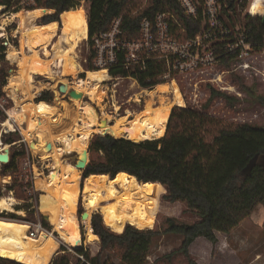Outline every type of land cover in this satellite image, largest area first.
Listing matches in <instances>:
<instances>
[{"label": "trees", "instance_id": "1", "mask_svg": "<svg viewBox=\"0 0 264 264\" xmlns=\"http://www.w3.org/2000/svg\"><path fill=\"white\" fill-rule=\"evenodd\" d=\"M27 1L0 0V6L6 7L4 14L18 13L26 8L23 5ZM33 1V6H29L28 9H44L52 12L41 19L43 26L58 24L61 17L62 22L59 24L63 28L67 12L79 6L77 0ZM88 1L90 4L87 15L89 53L87 62L83 65L85 71H89V76L85 79L88 81L99 83L111 77L133 78L142 89L150 91L168 82L162 79L167 72L166 64L157 60L146 49L137 53L139 63H132L127 68L126 53L120 52L117 53L115 63L106 67L109 73L107 70H101L102 68L97 64L98 53L94 41L102 33L110 31L116 20H120L122 36L119 38L126 42L139 41L143 21L147 19L154 24L159 13H171L175 16L186 30L185 37L193 36L200 29V23L185 15L178 0H151L148 8L136 14L128 11L131 0ZM259 12L261 11L256 13ZM36 27L38 26L32 28ZM245 28L248 35L261 45L264 35L262 19L247 16ZM3 43L4 41L0 42V62L4 61L7 50ZM51 51L58 53L62 50L60 46H53ZM22 52L25 85L32 75H42L46 73L44 71L57 65L49 61L45 63L33 60L30 63V59L24 55V50ZM72 61L75 72L78 73L80 66L76 58H72ZM6 75L4 69L0 68L2 96L4 95L2 89L7 85ZM80 78L84 79L85 74H81L78 79ZM14 81L15 79L12 78L10 82ZM175 87L179 93L176 105L178 107H174L171 112L163 138L136 143L112 135L96 134L91 140L90 161L83 171L82 179L86 181L91 175H104L108 180L113 181L122 174V185L129 190H131L130 186H134V191L139 192L142 190L148 192L152 186L160 184L166 189L163 197L165 201L185 204L199 220L186 224L168 218L165 229L159 232L155 229L139 230L127 225L123 233L119 234L105 226L103 216L94 214L92 227L100 240L98 254L93 256L90 250L84 247V243L75 246L63 240L74 249L75 257L72 259L70 254L64 253L66 250L61 248L50 264H116L112 257L104 256L105 252L110 250L118 253L123 264H147L154 238L169 234L181 235L183 240L181 247L168 257L182 254L190 260V247L198 238L203 237L215 246L219 242L218 232L231 234L244 220L254 214L259 205L264 206V128L249 124L227 127L216 118L209 116L208 112L213 101L225 96L224 92L210 88V100L201 106L202 110H196L183 108L186 107V102L178 87ZM46 88L49 90L50 85ZM52 96L51 92H43L37 101L50 102ZM228 100L233 99L228 98ZM143 110L144 108L133 112L140 113ZM2 138L5 144H14L9 164L2 165V175L12 177L9 189L14 191L18 198L32 199V196L26 194L32 183L26 180V176L14 175L18 172V161L28 156L26 144L18 130L2 133ZM19 146L22 150L14 151V148ZM255 160H257L256 165H253ZM124 197L146 204L144 199L134 197L126 190ZM12 217L16 218L13 215ZM0 219L8 220L4 214H0ZM42 225L46 226V222L43 221ZM90 242L92 243V240ZM191 262L196 264L193 260ZM0 264L21 263L0 258Z\"/></svg>", "mask_w": 264, "mask_h": 264}, {"label": "rangeland", "instance_id": "2", "mask_svg": "<svg viewBox=\"0 0 264 264\" xmlns=\"http://www.w3.org/2000/svg\"><path fill=\"white\" fill-rule=\"evenodd\" d=\"M76 3L79 5L78 8L68 11L67 14L65 13L64 26L59 31V23L43 26L44 24L41 22V19L44 16L52 12L44 9H28L29 6H33L34 4L33 0H28L23 5L26 8L15 13L18 15L15 18L17 20L14 19L9 28H6L5 25L4 30L5 32L7 30L8 39H0V42L4 41L3 45L7 49L4 55V61L0 62V67L4 69L7 74V85L2 89L4 95H0V152H3L5 148L11 145L13 148L14 145L5 144L4 139L2 138V133L7 134L6 132L9 133L18 130L20 136L26 141L25 149L28 156L26 159L18 161V172L14 175L26 176V180L32 183V187L26 191V194L32 196V199L24 200L18 198L14 191H10L9 189V186L12 184V177L3 176L2 166L0 165V196L4 197L12 193L15 199L19 202L16 209L23 210L24 212L23 215L18 213H5L4 215L8 220L0 219V221L4 223H18L29 227V229L32 225L39 222L42 224L43 221H45L46 226L42 225V233L51 236L58 243V251L61 248L65 249L66 252L64 253L70 254L72 259L75 257L74 249L64 243L63 240H68L63 235L54 231L52 216L47 212L49 210V202L46 197H49L50 200L54 202V199L43 190V182L46 176L52 171L51 154L53 153L54 145L50 142L49 134L47 132L36 130L32 136L33 138L28 140L25 134L29 123V117L27 115H24L21 122H12V131H7V129L2 126V122L9 119L8 111L15 107V102L12 98L20 101V104L22 102H37L38 104L44 103L37 101V98L43 92H51L53 95L51 101L45 103H54L56 95H54L52 91L54 90L58 92L57 88L59 86V81L68 80L71 83L84 73L83 71H85V68L83 65L87 62L86 59L88 58L89 53L87 15L90 4L88 0H77ZM150 3L151 0H131L128 6V11L136 14L148 8ZM11 14L14 13L4 14V11L1 12L0 25L3 24V18L5 19ZM61 22L60 17V23ZM8 24L9 23H7V25ZM35 26L38 27L32 28ZM5 43H9V46H6ZM53 46H60L62 51L53 53L51 51ZM23 50L24 55H27L30 59V63H32L33 60L45 63L49 61L51 63H56L57 65H53L50 70L44 71L46 73H43L42 75H32L33 80H31L30 77L26 85L23 83V85L15 87L10 94L11 98L7 92V87L9 83H11L10 81L12 78H14L15 81L19 80V63L12 62L11 52L18 51L20 68L23 72L21 62V59H23ZM35 58H37V60ZM72 58H76L80 69L83 71H80L79 73L75 72L76 70ZM254 66L258 72L252 71L251 74L241 73L240 75L235 74L233 76L231 83L239 87V91L242 93L241 97H233L227 93H223L225 96L218 97L213 101L208 112L209 116L216 118L227 127L249 124L264 128V54L257 59ZM102 69L107 70L106 68ZM85 72L87 76L84 79L89 76V71ZM52 75L58 77L54 83L43 77ZM206 79V76L197 77L193 74L192 76L179 75L177 76L176 81H171L170 86L173 90V94H163L167 99L166 102H168V108L171 112L174 107H178L176 105L178 103L179 93L175 86L178 87L186 102V107L183 108L189 107L196 110H202L201 106L207 104L210 100L209 89L213 88L210 84L203 82V80ZM35 81L40 83L36 84ZM99 83H102L103 88L108 90L104 103L105 113L113 117L124 116L128 109L132 112L140 111L143 108L145 110L147 102H150L151 100L153 101V105L150 107L152 112H155L160 106V94L159 96L150 95L148 93L150 90L142 89L133 78L124 79L111 77L109 80L100 81ZM47 85H50L49 90L46 88ZM17 88H19V92L16 91ZM13 94H15V96H13ZM64 98L66 100L71 99L66 96H64ZM228 98H232L233 100L229 101ZM80 99H82L84 103H91L96 107L98 112H100V108H97V105L93 104L89 97ZM114 104L119 106L118 112L116 111ZM8 107H10V109H8ZM18 111L24 112V109L19 107ZM37 121L38 119L36 122ZM115 124L116 122L113 120L111 126L114 127L116 126ZM35 128L37 129L36 124ZM110 134L117 138H125L132 141V138L127 137L124 128L116 131V134L111 132ZM95 135L96 134L91 137V140ZM91 140L87 149H90ZM47 142L52 144L53 149L50 152H46L40 147V145ZM134 142L139 143L137 141ZM29 144L34 146L30 149ZM18 150L21 151L22 147L19 146L14 148V151ZM64 159L63 160L66 164H75L77 157L75 153H72L65 155ZM80 177L78 183L83 189L86 182L82 179L83 172L80 173ZM5 180H9V183H4ZM121 186L123 187V196L126 190L128 194L142 198L146 201V204L143 207V212L140 216L147 215V221L150 226H147L144 230L155 229L158 232L163 231L166 227V221L168 218H174L178 222L186 224H191L199 220L197 215L194 212L189 211L185 204H172L165 201L163 197L165 196L166 191L160 184L152 186L148 192H144L143 190L142 192L134 191V186H130L131 190H129L122 185V180ZM30 205H32V207H29ZM51 205H53V203ZM85 211V197L82 195L79 200L77 211V217L81 223H83L82 214ZM94 214H100L102 216L100 210L93 212L91 215V225ZM12 215L16 216V218H13ZM44 215H48L49 220H46ZM80 230L84 247L89 249L93 256L97 255L100 251V240H95L94 237L85 230L83 225H81ZM217 237L219 242L215 246L203 237L198 238L191 247V259L188 260L182 254L168 257L169 254L181 247L182 243L179 242V240H183L181 235L169 234L165 236H157L154 238L149 257L147 258V264H193L191 260L195 261L196 264H264V206L259 205L254 214L244 220L238 228L231 232V234L226 235L218 232ZM89 239L92 240V243ZM35 255L36 254L24 259L19 258L18 255L15 254L7 256L12 257L8 258L10 260H19L14 261L20 262L21 264H35L33 263V257ZM104 256L105 258L108 256L112 257L116 264H123L118 257V253L115 251H107Z\"/></svg>", "mask_w": 264, "mask_h": 264}, {"label": "bare ground", "instance_id": "3", "mask_svg": "<svg viewBox=\"0 0 264 264\" xmlns=\"http://www.w3.org/2000/svg\"><path fill=\"white\" fill-rule=\"evenodd\" d=\"M5 8V6H0V13L5 11ZM258 11H261V7L256 4L253 12ZM17 16L14 13L3 20L4 24L0 26V39L6 36L5 25L11 23ZM11 58L13 63H19V80L11 82L7 87L9 96L15 87L24 83L18 51L11 52ZM56 78L58 79L57 76ZM60 83H64L67 90L73 89L82 93L84 97H89L93 104L100 108V112L91 103H84L82 99L74 98L66 100L65 95H60L59 92L55 91L56 100L51 104L23 102L20 104V101L10 96L15 102V107L8 111L9 119L2 122V126L7 131H12V122H21L24 115H27L29 123L27 130L25 129V134L28 140L32 138L36 130L47 132L50 136V142L54 145L51 154L52 171L43 182V190L54 199L53 202L49 197H46L49 202L47 212L52 216L54 231L63 235L73 245H81L83 241L80 228L83 225L85 230L95 240H98L99 238L95 235L91 225V215L96 210H100L105 226L116 233H123L126 225L144 230L150 226L147 215L140 216L143 212L144 203L125 198L122 195V174L113 181L108 180L104 175H91L87 178L82 189L78 183L82 171L78 170L75 164H66L64 156L75 153L76 157L79 158L87 150L94 134H110V132L116 134V131L121 128H124L127 137L132 138V141L144 142L163 138L171 115L168 102H166L167 99L163 94H173L170 82L148 92L153 96L160 94V106L155 112L150 110L153 105L151 100L147 102V107L142 113L137 114L128 110L124 116L117 117L105 113L104 103L108 90L103 88L102 83L83 78L73 80L71 83L68 80H60ZM16 91L19 92V88ZM19 107H22L24 112H19ZM114 107L118 112L119 106L114 104ZM113 120L116 122L114 127L111 126ZM102 121H105L106 124L102 125ZM48 144L50 143H44L40 147L46 151L45 147ZM82 195L85 197V209L88 212V218L83 220V223L79 222L77 217L78 204ZM18 203L12 193L8 196H1L0 213L23 215V210L16 209ZM52 203L53 205H51ZM30 230L31 227L29 229V227L18 223L0 222V256L8 259L12 257L7 255L15 254L24 259L36 254V257H33V263L49 264L59 249L58 243L44 233H41L37 238L31 237L29 235Z\"/></svg>", "mask_w": 264, "mask_h": 264}, {"label": "built area", "instance_id": "4", "mask_svg": "<svg viewBox=\"0 0 264 264\" xmlns=\"http://www.w3.org/2000/svg\"><path fill=\"white\" fill-rule=\"evenodd\" d=\"M178 3L187 17L200 23L197 33L185 37L186 30L175 16L159 13L154 24L147 19L143 21L139 41L126 42L119 38L120 20H116L110 31L94 41L98 66L108 67L115 63L117 53L125 52L128 68L139 63L137 53L146 49L166 64L163 80L176 81L179 75L206 76L203 82L214 89L241 97L239 87L231 83L233 76L258 72L254 64L264 54V35L261 45L254 41L246 31L245 19L264 16V0H178ZM256 4L261 7L259 13L253 12ZM42 231L39 222L31 226L29 235L37 238Z\"/></svg>", "mask_w": 264, "mask_h": 264}, {"label": "water", "instance_id": "5", "mask_svg": "<svg viewBox=\"0 0 264 264\" xmlns=\"http://www.w3.org/2000/svg\"><path fill=\"white\" fill-rule=\"evenodd\" d=\"M262 19V22L264 23V16L261 17ZM1 68V67H0ZM47 79H49L52 83L57 79L56 76H53V77H49V76H43ZM58 92L60 95H65L66 97L68 98H74V99H80V98H85L83 96L82 93L80 92H77L76 90H67V86L64 84V83H60L58 88H57ZM54 95H56V92L53 90L52 91ZM106 122L105 121H102V125H105ZM100 135H103V136H106V135H110V134H107V133H103V134H100ZM32 146L34 145H31L29 144V148L31 149ZM12 145L9 146L8 148H6L5 150H3V152L0 153V165H7L9 164L10 160H11V152H12ZM45 150L46 151H51L52 150V145L51 144H48L46 147H45ZM89 155H90V151L89 149H87L86 151H84L79 158H77L76 160V163H75V166L78 170L80 171H84L89 163ZM256 161H254L253 165H256ZM44 218L46 220L49 219L48 215H44ZM88 218V212L85 211L83 214H82V221L83 220H86ZM1 259H5V260H9L3 256H0Z\"/></svg>", "mask_w": 264, "mask_h": 264}, {"label": "crops", "instance_id": "6", "mask_svg": "<svg viewBox=\"0 0 264 264\" xmlns=\"http://www.w3.org/2000/svg\"><path fill=\"white\" fill-rule=\"evenodd\" d=\"M48 11H49V10H48ZM47 15H48V14H47ZM3 20H4V18H3ZM16 20H17V19H16ZM11 23H12V22H11ZM11 23H9L8 25H6V28H9L10 25H11ZM53 23H55V22H53ZM53 23H50V24H53ZM58 23H60V21H59ZM3 24H4V23H3ZM3 24H2V25H3ZM2 25H0V26H2ZM63 26H64V25H63ZM61 28H62V27H60V24H59V27H58L59 31H60ZM2 39H4V40H7V39H8V38H7V30H6V37H5V38H2ZM9 61H10V60H9ZM78 71L80 72V71H83V70H81V69L79 68ZM79 72H78V73H79ZM83 72H84L83 74H85V77H86V76H87V75H86V72H85V71H83ZM31 80H33V77H31ZM35 83L37 84V83H40V82H36V81H35ZM34 92H35V91H34ZM23 141L26 142L25 140H23ZM6 179H7V178H6ZM5 183H9V180H5ZM165 191H166V189H165ZM176 204H177V203H176ZM181 204H183V203H181ZM179 242L182 243V241H180V240H179ZM192 245H193V244H192ZM192 245H191V247H192ZM191 247H190V254L192 253V252H191ZM56 254H57V253H55L54 255H56Z\"/></svg>", "mask_w": 264, "mask_h": 264}]
</instances>
